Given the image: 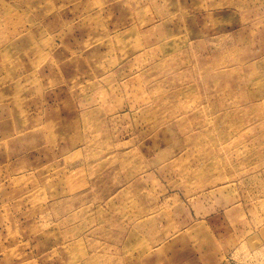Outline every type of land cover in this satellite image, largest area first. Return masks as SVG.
<instances>
[{"label":"rangeland","instance_id":"obj_1","mask_svg":"<svg viewBox=\"0 0 264 264\" xmlns=\"http://www.w3.org/2000/svg\"><path fill=\"white\" fill-rule=\"evenodd\" d=\"M0 264H264V0H0Z\"/></svg>","mask_w":264,"mask_h":264}]
</instances>
